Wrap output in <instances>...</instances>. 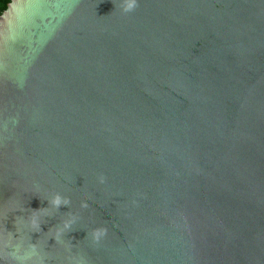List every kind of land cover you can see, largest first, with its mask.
I'll list each match as a JSON object with an SVG mask.
<instances>
[{"label": "water", "instance_id": "95a60500", "mask_svg": "<svg viewBox=\"0 0 264 264\" xmlns=\"http://www.w3.org/2000/svg\"><path fill=\"white\" fill-rule=\"evenodd\" d=\"M118 4L0 13V256L60 192L30 233L44 264H67L69 211L86 264H264V0Z\"/></svg>", "mask_w": 264, "mask_h": 264}, {"label": "clouds", "instance_id": "9594fccd", "mask_svg": "<svg viewBox=\"0 0 264 264\" xmlns=\"http://www.w3.org/2000/svg\"><path fill=\"white\" fill-rule=\"evenodd\" d=\"M138 0H119L118 7L124 14H130L134 12L138 7ZM7 130V128H5ZM99 183L103 184L106 181V177L101 174L98 176ZM48 201V207L40 208L38 210H32L30 215L26 218L23 216H17L20 219H23L27 225L26 229H21L17 224V217L15 218V229L18 236H14L12 232L6 231L7 241L5 242L0 259L8 258L14 262V264H44V261L48 259L47 251L40 248L39 240L36 243L31 242L30 233H40L41 224L44 223V217L41 218L38 213L41 211L47 212L49 209L58 212L59 208L63 206H71V199L68 196L62 195L60 192L52 193L49 197L46 198ZM89 204L86 201L80 202L81 209H87ZM46 215L45 217H52L54 215ZM81 217L69 211L64 214V217L61 219V222L54 226L55 234L50 236L55 240V244L61 241H67V248L65 249L64 259L67 261V264H86V258L80 253H74V245L70 240L65 239V234L75 230L74 226L80 221ZM53 228H50L48 231H51ZM22 233L27 237L26 240L22 239ZM108 228L106 226H98L91 229V232H87L86 239L90 236L94 246H98L100 242L107 236ZM76 247V246H75Z\"/></svg>", "mask_w": 264, "mask_h": 264}, {"label": "trees", "instance_id": "16d2710c", "mask_svg": "<svg viewBox=\"0 0 264 264\" xmlns=\"http://www.w3.org/2000/svg\"><path fill=\"white\" fill-rule=\"evenodd\" d=\"M9 1L10 0H0V13L5 9V7Z\"/></svg>", "mask_w": 264, "mask_h": 264}]
</instances>
